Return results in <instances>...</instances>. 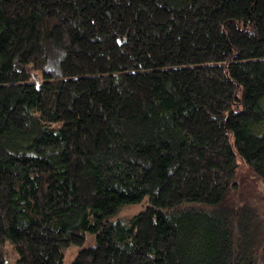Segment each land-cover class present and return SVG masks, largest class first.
Listing matches in <instances>:
<instances>
[{
    "label": "trees",
    "instance_id": "1",
    "mask_svg": "<svg viewBox=\"0 0 264 264\" xmlns=\"http://www.w3.org/2000/svg\"><path fill=\"white\" fill-rule=\"evenodd\" d=\"M246 185L264 0H0V264H264Z\"/></svg>",
    "mask_w": 264,
    "mask_h": 264
},
{
    "label": "rangeland",
    "instance_id": "2",
    "mask_svg": "<svg viewBox=\"0 0 264 264\" xmlns=\"http://www.w3.org/2000/svg\"><path fill=\"white\" fill-rule=\"evenodd\" d=\"M58 58L55 55H50L47 58V63H46V68L53 74L56 75L58 72ZM241 177L243 180H245L244 182L250 181L249 178V173L247 169H242L241 170ZM250 185H246V187H244L241 190V193L246 196L249 197L250 199H255L259 202V204H263L264 205V199L260 198L257 189L255 188H251L249 187ZM247 192H250V195L247 196ZM263 196V194H262ZM142 208V205H134V206H129L127 208H123L121 210V212H119L118 216H124L127 217L129 215H132L133 213L137 212L138 210H140ZM92 235H89L84 243V245H88L91 243L92 241ZM79 246L76 245H70L67 248L64 249V260H63V264H72V261L76 255V252L78 251ZM6 251L9 257V262L10 264H12L13 262V257L11 254V246L9 244L6 245ZM14 263V262H13Z\"/></svg>",
    "mask_w": 264,
    "mask_h": 264
}]
</instances>
